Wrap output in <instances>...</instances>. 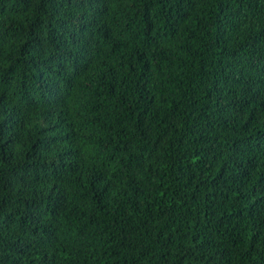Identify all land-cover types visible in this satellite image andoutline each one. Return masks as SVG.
Listing matches in <instances>:
<instances>
[{"label":"trees","instance_id":"trees-1","mask_svg":"<svg viewBox=\"0 0 264 264\" xmlns=\"http://www.w3.org/2000/svg\"><path fill=\"white\" fill-rule=\"evenodd\" d=\"M0 264H264V0H0Z\"/></svg>","mask_w":264,"mask_h":264}]
</instances>
